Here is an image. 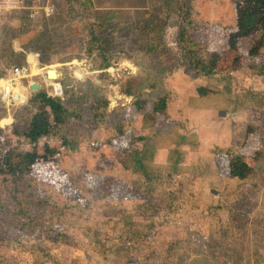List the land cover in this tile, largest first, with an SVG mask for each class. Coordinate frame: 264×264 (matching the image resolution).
<instances>
[{"label":"rangeland","instance_id":"374dc122","mask_svg":"<svg viewBox=\"0 0 264 264\" xmlns=\"http://www.w3.org/2000/svg\"><path fill=\"white\" fill-rule=\"evenodd\" d=\"M189 3H192L193 20L188 35L206 47L199 54L207 56L221 45L226 33L236 28L234 0H190ZM18 4L0 8V78L8 76L12 67L30 63L37 75L28 78V85L37 79L50 93L56 94L53 82L47 83L45 73L40 70L46 65L63 68V79L59 80L65 87L62 98L67 104L78 107L88 128L87 131L78 129L85 133L75 135L72 146H55L54 160L38 163L27 173L34 186L33 196L28 201L9 203L3 208V214L15 221L27 222L32 215L43 219L39 225L32 224L31 233L7 226L2 231L5 237L0 241L3 259L10 264H36L30 246L37 243L49 246L55 257L45 264H153L172 247L178 253L177 264H264V154L260 150L262 146L264 149V121L256 109L257 104L249 101V93L244 88L252 77L249 70L254 72L263 62L264 50L256 58L232 66V82L226 84L228 98L235 101L232 110L220 107L221 113L215 111L211 116L194 118L192 111L189 113L193 104L198 103V107L207 112L216 107L214 96L197 98V84H207L221 91L220 85L223 87L225 83L212 75V84L207 77L194 74L185 63V52L178 42L181 15L177 11V0H18ZM51 4L52 10L46 11ZM92 23L102 30L112 45L107 51L112 60L107 68L100 66L106 59L103 55L97 51L86 54ZM147 29L150 32H146ZM141 34L143 40L138 39ZM118 39L126 42L122 44ZM139 42L159 49L168 45L179 57L168 51L151 56L150 60L148 54L136 50ZM39 46L41 49L37 50ZM138 55L147 65L158 64V77L163 79L161 85L166 89L163 110L154 109L150 101L140 105L134 103L139 98L138 93L128 100L125 98L128 82L134 88H141L146 96L153 97L151 101L160 89L148 87L150 83L144 77L148 68L136 60ZM80 58L90 62L92 67L85 80L78 83L72 79L71 71ZM113 66L117 72L111 70ZM102 71L107 74L101 75ZM251 81L255 89H264V80L252 78ZM219 94H223L222 91ZM103 99L107 108L99 121L100 126L96 127L94 113L100 109L98 104ZM128 101L132 102L131 106ZM173 101L175 108L170 111ZM115 102L123 105H115ZM0 104L5 108L9 106L2 101ZM9 108L11 105L6 109ZM154 111L157 114L150 115ZM163 112L168 114L167 117H163ZM146 115L143 123L141 119ZM152 118L160 120L157 126L160 125L158 135L161 140L171 145L180 139L177 152L164 154V160L156 158L158 166L161 165L159 162L171 166L168 171L157 172L158 166L139 163L135 157L142 151L138 147L142 135H146L142 133L144 125H151ZM14 119L13 115L6 124L5 119H0V147L15 157L44 144V140L26 143L25 135L13 132ZM212 121L217 127L214 135L226 140V148L220 156L224 159L218 161L219 167L224 165L225 169L201 165L203 162L198 160L203 155L199 152L192 166L202 171H197L196 186L192 184L194 188L190 189L191 181L188 180L193 175L187 170L180 172V164L181 167L186 163L190 165L189 160L183 158L185 152L180 145L186 142L187 152L197 155L193 142L200 146L201 142L215 143L214 138H207L206 131L202 138L200 136L201 126ZM116 122L121 127L120 133L115 127ZM186 123L189 124L187 128ZM250 127L254 129L251 132ZM145 129L148 135L156 127L145 126ZM245 135H250L248 144L247 141L242 143ZM220 145H211L207 153L214 155L212 148L222 149L224 146ZM235 153H242L259 175L256 177V199L249 203L248 209L239 208L230 215L229 210L233 211L240 200L237 193L240 183L230 178L225 159ZM23 170L27 172V169ZM149 182L152 192H162L152 205L147 198L140 197V191L148 189ZM167 195L173 208L164 213ZM155 217L157 224L164 221L158 238L135 246L113 240L137 234L143 223ZM219 229L222 244H225L221 259L187 251L183 245L173 243L178 240L186 243L190 238L205 243ZM59 231L70 237L64 242L58 241ZM204 243L201 248L206 245ZM95 246L102 247V252L94 250Z\"/></svg>","mask_w":264,"mask_h":264},{"label":"trees","instance_id":"16d2710c","mask_svg":"<svg viewBox=\"0 0 264 264\" xmlns=\"http://www.w3.org/2000/svg\"><path fill=\"white\" fill-rule=\"evenodd\" d=\"M177 1L179 4L177 11L178 14L181 15L178 42L180 48L185 52V63L190 65V68L192 69L191 71H193L194 74L201 77H207L210 83L214 84L213 78H211L212 75L220 77V82L225 83V85L223 84V87L220 85L223 94H219L221 92L219 88L216 90L210 85L198 83L195 95L197 98H207L208 95L214 96L213 98L216 101V107L219 105L220 107L232 110L235 106V101L232 102V100L228 98L229 95L227 92V85L232 82L230 76L232 66L234 63L242 62L243 60H252L260 55L264 50V0H234L236 28L226 33L221 45L216 50L209 52L207 56H201L199 54L201 50H205L206 47H202L196 39L190 38L188 35V29L191 28L190 26L193 20L192 3H189L190 0ZM90 25L92 26L89 30L90 38L86 45V54L97 51L100 55H103L106 58L101 62L100 66L107 68L112 61L108 58L107 51L112 45L106 40V35L102 33V30L100 31L97 27H94L93 23ZM146 32H150L149 29H147ZM139 36L141 37L138 39L143 40V34ZM145 40H147L146 37ZM136 41L138 40H134V42ZM118 42L123 44V42L126 41L118 39ZM138 47L139 48L136 50L143 51L144 54H148L150 56V60H152L151 56L157 54L163 55L168 51L169 53L172 52L177 55V51H173L168 45H165V48L161 47L159 49L151 47L147 43L145 45H141V42H139ZM38 49H41V46H39L37 50ZM169 58H167V60ZM136 60L146 64L144 59L139 58V55ZM170 61L171 58L169 59V62ZM155 64L156 65L154 66H151L150 63L148 65L146 64L148 70L145 72L146 75L144 76L145 79L149 81L148 83H150V86H148L149 88L156 90L160 88L159 92L157 91V94L154 97L155 100L151 101V98L153 97L146 96L145 93L142 92L141 88H134L129 82L126 84L124 91L126 93V97L134 95L135 93L139 94V98H137L134 103L140 105L150 101L151 104H153L154 109L160 111L164 109L163 105L166 95L164 90L166 89H164L161 85L163 79L161 80V78L158 77L160 75L157 71L158 64ZM20 66H26V64H22ZM193 68L196 70H193ZM102 72L103 73L101 75L107 74L105 73L106 71ZM249 73L252 77L250 81L248 80L249 82L246 81L244 88L249 93V101L251 103L253 101L257 104L256 109L261 112L259 116L263 118L262 120L264 121V116L261 115L262 113L264 114V89H255L251 81L252 78L264 80V60L259 69H256L254 72L250 69ZM65 82L66 80L64 81V85L68 84ZM63 93H65V87ZM62 95L63 94L57 95L50 93L48 87L43 84L40 91L31 94L24 107L19 108V110L17 109L13 113L15 118L12 124L13 132H20L25 135L26 143L35 144L37 141L44 140V144L41 147H37L35 150H26L23 155L19 153L15 157L10 152L0 147V241H2L5 237L2 235V231H5L7 226H14L20 230L31 233L33 228L32 224L39 225L40 222L43 221V219L35 215L29 216V221L27 222L15 221L3 214V208L9 203L21 204V201H28L33 196L34 186L32 184L33 181L31 175L27 173L32 172L34 166L38 163L54 160L55 146L59 145L60 147H70L75 139V135L87 131L88 125H86L87 123L85 124L86 121L83 120V115L78 110V107L67 104L64 98H62ZM103 100L104 101H100L98 104L100 109L94 113L96 127L100 126L99 121L105 116V109L107 108V105L105 99ZM0 101H2L1 98ZM41 105H44L47 108L44 109ZM118 108L122 109V107ZM218 109L219 108L216 110ZM221 112L222 111H219L217 113ZM80 127L84 131L79 132L80 130L78 129ZM115 127L117 128L118 133L122 131L119 123L116 122ZM73 128L77 129L73 130ZM252 130H254L253 127H250L249 131L251 132ZM48 139L50 140L48 141ZM260 150L263 151L264 154L263 146ZM256 156L259 157L260 152L257 153ZM23 168L27 169V172H25ZM227 169L229 171L230 178L237 179L240 183V185L237 184L239 186V191L237 193L240 195V200L236 203V207L233 211H231V209L229 210L230 215H233V212L237 211L239 208H243V210L248 209L249 203L253 202V199H256L258 186L256 177H258L259 173L254 165L247 160L242 153H235L229 156ZM151 190L152 188L149 187L148 189L145 188L140 191V197L147 198L150 205H152V203L154 204V202H156L155 197H159L162 193L157 190H155V193V191L152 192ZM250 196H252L251 200H249ZM168 198L169 197L167 195V205L164 207L165 209H163L164 213L172 211L171 209L173 208L172 203L168 200ZM163 222L162 224H157V221H146L142 224V226H140L141 228L137 234L113 240L125 241L129 245L133 244V246L142 244L153 237L158 238ZM69 237L70 235H67L62 231L57 233L58 241L64 242L65 239ZM221 239L222 236L219 229L215 231L207 240H205V243L198 238H190L186 243L181 240L174 241L173 243L175 245H183L187 251L204 253L208 256L221 259L223 257V247L225 246V244H222ZM203 243L206 245L201 248ZM159 244L163 247L161 243ZM99 246H101V244H99ZM94 248V250L97 249L98 252H102V247L95 246ZM30 252L32 253L36 264H45L46 261L55 259L50 247L47 245L43 246L37 243H32L30 246ZM177 257L178 253L172 247L167 251V255L153 264H177L175 261ZM0 264L10 263L8 260H4L0 255Z\"/></svg>","mask_w":264,"mask_h":264},{"label":"crops","instance_id":"0c3cea01","mask_svg":"<svg viewBox=\"0 0 264 264\" xmlns=\"http://www.w3.org/2000/svg\"><path fill=\"white\" fill-rule=\"evenodd\" d=\"M129 98H133V96L131 95V96H128ZM200 100V99H199ZM202 102V101H201ZM3 103H5V102H3ZM130 104V106H131V104H132V102H129ZM6 104V103H5ZM175 102L173 101V103L171 104V107H170V111L173 109V108H175ZM1 105V104H0ZM7 105V104H6ZM9 107V106H8ZM8 107H6V108H8ZM0 119H5L4 121H5V124L6 123H8V120L10 119L11 120V118H12V116L14 115L13 113L16 111L15 109H14V107H11V108H9V109H6L5 108V105L3 106V107H1L0 106ZM187 108H188V106L186 105V110H187ZM217 108H220V106L218 105L217 107H215L214 109H212V110H210L209 112H207L208 110L207 109H203V108H199L198 107V103L195 105V104H193V106H190V114H191V111H192V115L194 116V118H200V117H205V116H207V114L208 115H213L214 113H212V112H215V110L217 109ZM223 108V107H222ZM185 110V111H186ZM219 111H222V109H218ZM218 110H216V111H218ZM169 111V112H170ZM155 112V111H154ZM171 113H175L176 115H177V112L176 111H172ZM140 114V113H139ZM157 114V112H155L154 114H150V115H156ZM163 117H167V113H164L163 112ZM149 116V115H148ZM145 117H147V115L146 116H144L141 120H142V122L144 123V118ZM151 117L149 116V119H150ZM186 120H189V118L187 117V119ZM160 121V120H159ZM157 119L156 120H154L153 118H152V121H150V123H151V125L150 124H148V125H144V128H143V130H142V133H145L146 135H142V138H141V140H140V146L138 147V150H142L140 153H138L139 155H136L135 157L137 158V161H139V163H144L145 165H149V164H151V165H156V166H158V164H157V162H156V158H158V160H160V158H164L165 157V155H166V153H171V154H173L172 152L173 151H175V152H177L176 151V149H177V145H178V143H177V141H179V140H174L173 142H172V144L171 145H169V143H165V141L164 140H161V138L159 137V133H161V130L158 128L159 126H157L158 124H157V122H159ZM1 122V121H0ZM2 123H3V121H2ZM148 123V122H147ZM187 124L188 123H186L185 124V127L187 128ZM189 125V124H188ZM192 125V124H191ZM190 125V126H191ZM0 126H1V123H0ZM145 126H155L156 127V130H154V131H152V133L151 134H148L147 135V129H145ZM201 127H203V129L201 128L200 129V136H201V138L203 137V135L205 134V132L204 131H206V133L208 134V136H207V138H210L211 139V137L212 138H214L213 140H214V142L215 143H213V144H210L209 142H208V144H206V143H204V142H201V146L198 144V143H195V142H193V144L195 145V150H196V152H194V153H196L197 155H193L192 153H188L187 152V144H186V142H183V144L182 145H180V147H182L183 148V151L185 152V154L183 155V158H186V159H188L189 160V166H187L188 164L186 163L185 165H183L182 167H181V164H180V172L181 171H183V170H187V171H191L192 173H191V175H193L192 176V178L190 179V180H188V181H191V184H188V187H190V189H193L195 186H196V176H198L199 174L197 173V171H202V170H200L198 167H193L192 165H193V160H197V157H199V152H200V155H203V156H205V157H203L202 156V158H200L198 161H202L203 163L201 164V165H203V166H207V167H213V168H215V167H217V168H224V165L223 166H221V167H219V160H222L223 161V159H224V157H223V159L220 157L221 156V152H222V150L223 149H225L226 147H225V138H223L222 136L220 137V138H218V137H216L217 135H214L215 133H216V130H217V127L215 126V121H212L211 123H207V124H205V125H203V126H201ZM147 128V127H146ZM244 129V128H243ZM168 130V129H167ZM229 131V130H228ZM190 132V131H189ZM226 132V130L224 131V133ZM170 133H168V135H169ZM228 135H229V132H228V134H227V137L226 138H228ZM251 135V134H250ZM250 135H248V137H247V135H245V138L243 139V142L242 143H244L245 141H247V144L249 143V141H250ZM246 137L248 138V140H246ZM213 140H212V142H213ZM232 140V139H231ZM215 144H219V146H221L220 144H222L224 147L221 149L220 147L218 148V149H215L214 147L212 148V151H214V152H212V153H214V155H212V154H210L209 155V152H210V150H211V145H215ZM239 147H240V145H239ZM165 148V149H164ZM165 151V153H164V151ZM209 150V152L207 153V151ZM228 151H230V150H228ZM138 152V151H137ZM231 152V151H230ZM143 154V155H142ZM165 154V155H164ZM208 158V161L206 160L207 158ZM206 158V159H205ZM228 158H229V156L228 157H226V159H225V162H227L228 161ZM164 160V159H163ZM163 162V161H162ZM186 162V161H185ZM161 165L160 166H158L157 167V169L155 170V171H168L167 169H171V166H169V165H166V164H164V162L163 163H161V162H159ZM217 163V164H216ZM192 167V169H190ZM225 169V168H224ZM149 170V169H148ZM194 170V171H193ZM203 171H207V170H203ZM199 177V176H198ZM193 180V181H192ZM192 184L194 185V187H191L192 186ZM139 185H141V184H139ZM141 186H143V185H141ZM147 186H151L150 185V182L149 183H147ZM153 221H157V219H153Z\"/></svg>","mask_w":264,"mask_h":264},{"label":"built area","instance_id":"2783aa9c","mask_svg":"<svg viewBox=\"0 0 264 264\" xmlns=\"http://www.w3.org/2000/svg\"><path fill=\"white\" fill-rule=\"evenodd\" d=\"M17 5H19L18 0H0V8L16 7ZM52 8L53 5L51 4V6L48 7V9L45 8V10L51 11ZM35 54L38 55L39 58V54L38 53ZM75 64L76 65L72 66V71H71L72 79L75 82L80 83L85 80V76L88 73V69L92 67V64L87 60H83L81 58L78 59ZM51 66L52 65H48V66L46 65L42 69L43 70L42 72L45 73V70L47 69L46 67L52 68ZM114 68L115 66H113L111 70L117 72L118 69L115 68L114 70ZM30 69L32 71H30ZM79 71L84 72L83 78L77 75ZM34 75H37V73L34 72L33 69L30 67V63L29 65L26 64V66L16 65L15 67H13V69L11 70L8 76L0 78V98L2 99V101L9 106L11 105V107L14 108L21 107L22 105L24 106L28 102L31 96V93H29L28 91L29 87L27 80L28 78H30V76H34ZM45 80L47 83H52L51 79L47 78V76H45ZM18 95L21 96L22 100L18 98ZM125 98H127V100L129 99V97L126 96ZM129 102L130 101H128V103ZM115 105H123V104L120 102H115Z\"/></svg>","mask_w":264,"mask_h":264},{"label":"water","instance_id":"95a60500","mask_svg":"<svg viewBox=\"0 0 264 264\" xmlns=\"http://www.w3.org/2000/svg\"><path fill=\"white\" fill-rule=\"evenodd\" d=\"M45 72H46L47 77L52 79L56 94L57 95L62 94L63 85L59 80L63 76L64 70L62 68H47ZM28 87H29L28 88L29 93H36L40 91L42 84L39 80L36 79L34 81H31Z\"/></svg>","mask_w":264,"mask_h":264},{"label":"bare ground","instance_id":"6f19581e","mask_svg":"<svg viewBox=\"0 0 264 264\" xmlns=\"http://www.w3.org/2000/svg\"><path fill=\"white\" fill-rule=\"evenodd\" d=\"M51 67H53V66H51ZM40 71L42 72L43 70H40ZM77 75H78L79 77H82V78H83V76H84V72H83V71H79ZM18 98H19L20 100H22L21 96H19V95H18ZM2 120H4V119H2Z\"/></svg>","mask_w":264,"mask_h":264},{"label":"clouds","instance_id":"9594fccd","mask_svg":"<svg viewBox=\"0 0 264 264\" xmlns=\"http://www.w3.org/2000/svg\"><path fill=\"white\" fill-rule=\"evenodd\" d=\"M52 68H60V67H52ZM63 69V68H62ZM46 73V72H45ZM64 75V74H63ZM45 76H47L46 74H45ZM63 77V76H62ZM61 77V78H62ZM48 78V77H47ZM50 79V78H49ZM51 81H52V79H51ZM53 82V81H52ZM42 84V83H41ZM43 85V84H42Z\"/></svg>","mask_w":264,"mask_h":264},{"label":"flooded vegetation","instance_id":"af4514ba","mask_svg":"<svg viewBox=\"0 0 264 264\" xmlns=\"http://www.w3.org/2000/svg\"><path fill=\"white\" fill-rule=\"evenodd\" d=\"M32 94V93H31Z\"/></svg>","mask_w":264,"mask_h":264}]
</instances>
